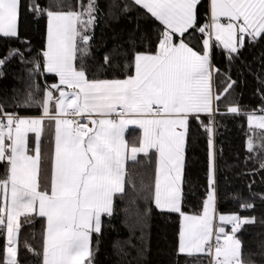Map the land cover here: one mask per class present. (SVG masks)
Masks as SVG:
<instances>
[{"label":"snow or ice","instance_id":"6c2138e0","mask_svg":"<svg viewBox=\"0 0 264 264\" xmlns=\"http://www.w3.org/2000/svg\"><path fill=\"white\" fill-rule=\"evenodd\" d=\"M131 2L158 21L162 30L155 51L135 52L132 61L125 63L134 74L124 79H89L83 67L75 66L78 52L81 60L89 55L92 37L88 33L96 23L97 0H87L80 11H46L47 47L43 64H37L35 71L42 67L58 83L45 85L39 118H23L0 106V163L7 164L6 178L0 179V239L4 241L0 264H19L21 229L34 224L33 216L46 221L42 264H92V235L101 233L102 216L112 215L114 196L125 191L126 161L137 162L138 154L148 155L150 150L157 154L155 206L182 218L179 253L212 255V264H243L241 241L235 234L254 220L220 214L221 224L232 226L231 234L214 223L212 124L204 125L209 135V176L200 215L182 210L185 149L190 118L212 116L217 111L214 102L221 99L212 90L213 74L219 72L211 62L213 39L231 61L246 38L249 43L264 38V0H208L203 23L198 10L201 0ZM21 3L0 0V37L19 38ZM31 8L44 11L38 4ZM194 33L203 37L200 50L186 42ZM14 57L24 62V53L10 48L0 58V68ZM104 61L110 64V57L105 55ZM35 87L39 89L38 84ZM231 87L229 83L225 94ZM32 103L30 92L23 106ZM227 112L238 115L240 109L232 106ZM45 119L55 124L51 153L41 145ZM247 120L254 136L261 130L259 144L249 137V152L257 148L264 152V115L248 113ZM129 125L143 131L139 146L129 148L125 140ZM29 133L35 134L32 154ZM25 246L39 255L31 245Z\"/></svg>","mask_w":264,"mask_h":264},{"label":"trees","instance_id":"16d2710c","mask_svg":"<svg viewBox=\"0 0 264 264\" xmlns=\"http://www.w3.org/2000/svg\"><path fill=\"white\" fill-rule=\"evenodd\" d=\"M87 0H22L19 38L0 37V58L9 49H20L24 62L14 57L3 66L0 74V106L8 113L20 117L42 113L39 101L45 85L58 82V78L36 72V65L43 64L46 49V11H80ZM38 4L44 10L35 12L31 5ZM125 5L128 10L125 11ZM208 0H201V23L206 19ZM96 23L88 33L89 55L81 60L77 53L76 67H83L89 79H120L132 75L134 68L125 69L135 52L155 51L162 26L131 0H97ZM202 35L194 33L191 41L197 46ZM80 47L82 44L78 42ZM115 50V51H114ZM123 53L124 55H122ZM110 57L105 64L104 57ZM212 62L215 93L221 95L215 101L217 111L213 136L216 156L217 209L219 213H238L252 218L237 232L241 241L242 261L264 264V152L257 148L249 152L247 143L253 137L260 143V131L256 135L249 129L247 114L264 113V38L245 45L233 59L213 45ZM119 65V67H117ZM232 87L225 94V88ZM39 85V89L35 86ZM31 106H23L29 93ZM54 92V96H58ZM238 107L240 114L228 113V107ZM208 115L190 118L185 149V170L182 210L187 214L202 213L203 201L208 192L209 135L204 125ZM156 153L141 155L137 162L127 164L125 191L113 199V213L103 216L100 234H93L92 264H209L210 255H182L178 251L181 217L177 213L160 211L154 203ZM7 164L0 163V179L6 178ZM250 204L252 207H242ZM23 219V218H22ZM34 224L23 226L19 236V264H42L43 233L45 219L33 216ZM231 227V226H230ZM229 227V229H230ZM231 230V229H230ZM39 253L33 255L25 245ZM4 241L0 239V253Z\"/></svg>","mask_w":264,"mask_h":264},{"label":"crops","instance_id":"0c3cea01","mask_svg":"<svg viewBox=\"0 0 264 264\" xmlns=\"http://www.w3.org/2000/svg\"><path fill=\"white\" fill-rule=\"evenodd\" d=\"M63 12H68V11H63ZM224 22H226V21H224ZM212 44L213 45L216 44L214 39L212 41ZM190 46H193L194 48H196V50H200V48H202V43L201 44L198 43L197 46L192 45L190 43ZM46 47H47V40H46ZM212 51H213V47L211 49V62H212ZM212 65H213V62H212ZM75 66H76V64H75ZM133 74H134V72H133ZM120 79H124V78H120ZM212 90L215 93L213 77H212ZM214 108H215V102H214ZM200 115H206V114H200ZM41 116H42V113L40 115L27 116V117H23V118H39ZM54 136H55V124H54V121H50L48 119H45L44 120V131H43L42 136H41V145H42V149L44 151H46L48 153H51V150H52V148L54 146ZM142 138H143V131L138 126L129 125L126 128V130H125V140L128 143L129 148L131 146H133V145L139 146L140 140ZM213 144H214V151H215V139H214V136H213ZM34 146H35V134L34 133H29L28 134V147H29L30 154H32V149L34 148ZM153 151L155 152V150H150L149 153L153 152ZM141 155H144V154H142V153L138 154L137 159ZM156 157H157V154H156ZM130 162H133V161H131V160L126 161V177H127V164L130 163ZM184 170H185V168H184ZM126 177H125V180H126ZM214 187H215V191H216V214H218L219 212H218V209H217L216 156H215V184H214ZM2 195H3L2 192H0V203H2ZM185 214H187V213H185ZM189 215H194V214H189ZM102 218H103V216H102ZM250 219H252V218H250ZM181 225H182V219H181ZM45 227H46V221H45ZM92 238H93V235H92ZM213 241H214V239H213ZM91 245H92V241H91Z\"/></svg>","mask_w":264,"mask_h":264},{"label":"rangeland","instance_id":"374dc122","mask_svg":"<svg viewBox=\"0 0 264 264\" xmlns=\"http://www.w3.org/2000/svg\"><path fill=\"white\" fill-rule=\"evenodd\" d=\"M256 115H264V113H256ZM220 214H224V215H231V214H236V215H239L238 213H218L217 214V218H216V220H215V225H216V227L218 228V227H224V229H225V232H227V233H229V234H231V230L229 229V227L231 226L230 224H221V222L219 221V219H218V216L220 215ZM240 216V215H239ZM241 217V216H240ZM242 219L243 218H245V217H241ZM247 219H250V218H247ZM232 227V226H231ZM235 236H236V238L237 239H239L238 238V236H237V233L235 234ZM243 264H249V263H245V262H243Z\"/></svg>","mask_w":264,"mask_h":264},{"label":"built area","instance_id":"2783aa9c","mask_svg":"<svg viewBox=\"0 0 264 264\" xmlns=\"http://www.w3.org/2000/svg\"><path fill=\"white\" fill-rule=\"evenodd\" d=\"M3 69H1L0 68V73H3ZM215 119H216V114H215V112H214V114L212 115V116H210L209 117V122L210 123H212V124H214L215 123ZM89 126H91V125H89ZM232 227H230V229H231ZM215 241H213V243H214ZM212 262H213V256L212 255H210V263L209 264H212Z\"/></svg>","mask_w":264,"mask_h":264}]
</instances>
